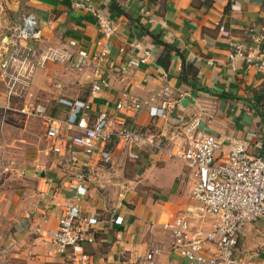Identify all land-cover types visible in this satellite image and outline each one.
Returning <instances> with one entry per match:
<instances>
[{
  "label": "crops",
  "instance_id": "crops-1",
  "mask_svg": "<svg viewBox=\"0 0 264 264\" xmlns=\"http://www.w3.org/2000/svg\"><path fill=\"white\" fill-rule=\"evenodd\" d=\"M74 1L0 0V53L1 43L23 15L33 13L43 37L26 44L37 55L48 48L70 55L64 62L37 67L21 95L12 98L7 113L3 112L8 98L0 69V152L3 164L10 168L0 181V212L34 207L31 215H23L25 223L10 221L7 231L0 222V264H70L39 233L57 228L60 212L54 208V193L62 188L69 165L50 154L48 147L13 138V127H20V119L23 130L29 132L30 118L23 112L28 107L42 104L49 116L66 120L72 108L62 100L88 102L91 118L106 112L117 117V127H133L169 149L182 147L185 127L199 119L200 130L218 138L241 139L249 155L264 157V72L241 59L233 70L228 60L231 39L256 50L264 45V0H92L117 27L109 38L101 34L90 12L73 7ZM71 40L77 46L71 47ZM79 50L87 51L89 59L80 56ZM102 51L107 56L97 64L93 58ZM145 51L147 61L130 67L129 61L143 58ZM97 67L99 74H95ZM100 78L108 80L109 86L94 91L93 84ZM166 88L168 96L140 112L117 109L125 93L147 99ZM162 107L164 115H158L156 110ZM108 149L113 165H121V173L110 185H101V190L90 178L85 210L97 212L102 222L96 242L86 250L100 264H144L147 249L164 237L161 231L152 235L150 225L158 228L192 203L189 172L181 160L151 146L131 152L129 145H117L114 139ZM229 150L225 142L219 153ZM107 168L92 165L85 172ZM17 177H22L20 187L3 188ZM69 195L64 190L61 197ZM117 217L123 219L122 225L113 222ZM262 246L264 221L247 224L236 254L264 264ZM160 262L196 264L168 253Z\"/></svg>",
  "mask_w": 264,
  "mask_h": 264
},
{
  "label": "built area",
  "instance_id": "built-area-1",
  "mask_svg": "<svg viewBox=\"0 0 264 264\" xmlns=\"http://www.w3.org/2000/svg\"><path fill=\"white\" fill-rule=\"evenodd\" d=\"M73 7L90 12L104 37L109 38L116 33L117 27L112 19L102 13L92 0L74 1ZM42 37L38 18L35 14L28 13L23 15L20 24L12 30L6 42L1 43L0 69L8 98L3 107L4 113L12 109V98L21 95L37 67H44L49 61L64 62L70 59L66 50L48 48L37 55L35 49L26 44L39 42ZM69 45L75 47L77 41L71 40ZM228 45V60L233 70L234 64L241 59L264 72V45L256 50L246 42L234 39ZM78 53L89 59L87 51L79 50ZM106 56L107 52L102 51L93 61L100 64ZM148 56L149 52L145 51L143 58L130 60L129 66L136 67L145 63ZM98 68L95 74L100 73ZM108 86V80L100 78L99 83L93 84V90L98 91ZM169 94L167 88L147 99L125 93L118 102L117 109L137 113ZM62 102L72 108L66 120L49 116L42 104L28 107L23 112L29 118H37L45 123L46 137L51 142L50 151L64 158L69 165L62 188L54 193V208L60 212L57 228L39 233L45 242L57 247L58 252L67 257L70 264H100L86 250L88 245L96 242L102 219L97 212L85 210L91 182L85 168L92 165H113L108 145L114 139L117 145H129L131 152L135 147L151 146L168 153L182 161L191 179L192 203L171 220L159 224L158 228L154 224L150 225L152 235L161 231L164 237L163 242H153L147 249L144 264H161L160 257L165 253L177 254L196 264H258L236 254L244 227L264 221V157L249 155L245 141L218 138L204 132L200 130L201 121L195 119L185 127L184 145L169 149L133 127L125 124L117 127V117L106 112L91 118L88 115V102ZM156 111L158 115H164L163 107ZM225 142H229L230 150L227 154L220 155L219 151ZM130 156L138 158L137 153H131ZM0 164L3 174L7 168L2 165L1 152ZM64 190L70 191L68 197H61ZM113 222L122 225L123 219L117 217ZM260 254L264 258V246L261 247Z\"/></svg>",
  "mask_w": 264,
  "mask_h": 264
},
{
  "label": "rangeland",
  "instance_id": "rangeland-1",
  "mask_svg": "<svg viewBox=\"0 0 264 264\" xmlns=\"http://www.w3.org/2000/svg\"><path fill=\"white\" fill-rule=\"evenodd\" d=\"M18 122L21 125L24 124L23 123L24 121H22V119L18 120ZM29 122H31V127L28 130L29 132L23 130V128H26V127H23L24 125L22 127H21V125H20V127H13L15 129V134H13V136H14L13 138H16L17 140H26L28 138V140H31L33 143L40 145L41 147H43V149H45L47 147L49 149L51 142L46 137L45 127L42 124L41 120L39 121V119L30 118ZM41 126H43V127H41ZM26 136H28V137H26ZM7 141L10 142V140H7ZM49 151H50V149H49ZM50 154L55 155L52 151H50ZM2 165L7 168V171H5L3 174L0 170V172L2 174V180L1 181L3 182V178L5 176V173L7 172L6 174H9L10 168L8 166H6L7 164H5V165L2 164ZM119 165H117L115 163L114 165H112L109 168L105 167L107 169H102V171H97V172H94L92 174H88V173H86V174L89 178H92V180L95 181V183L97 185L96 187H99V189L101 190L102 189L101 185H104L105 183L110 185L109 184V183H111L110 180L117 178L118 175H120L121 171L119 170V168H121L120 167L121 165L120 166ZM0 166H1V164H0ZM21 178L22 177H17V179H16L17 181L13 180L14 182L12 180H8V183L9 182L10 183L9 184L6 183L3 188L4 189L6 188V190L9 189V187L7 185H10V184L16 185V187H20V185L22 183ZM18 179H20V180H18ZM0 187H2V186H0ZM33 209H34L33 204H29L26 207H24V209H19L16 211H9V212H2L1 211L0 212V222L3 223V227L5 229L4 231H7L6 229H8L7 227L9 225L10 221H16L17 220V222L25 223V220L27 218H25L23 215H25L26 213H29V215H31L32 212H29V211H31ZM5 226H7V227L5 228Z\"/></svg>",
  "mask_w": 264,
  "mask_h": 264
},
{
  "label": "trees",
  "instance_id": "trees-1",
  "mask_svg": "<svg viewBox=\"0 0 264 264\" xmlns=\"http://www.w3.org/2000/svg\"><path fill=\"white\" fill-rule=\"evenodd\" d=\"M166 59L168 58V56L165 57Z\"/></svg>",
  "mask_w": 264,
  "mask_h": 264
}]
</instances>
